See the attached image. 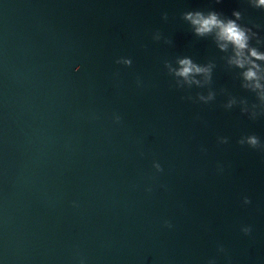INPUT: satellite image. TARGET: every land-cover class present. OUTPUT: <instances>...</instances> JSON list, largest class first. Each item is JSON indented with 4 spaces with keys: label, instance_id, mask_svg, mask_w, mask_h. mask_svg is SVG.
<instances>
[{
    "label": "water",
    "instance_id": "1",
    "mask_svg": "<svg viewBox=\"0 0 264 264\" xmlns=\"http://www.w3.org/2000/svg\"><path fill=\"white\" fill-rule=\"evenodd\" d=\"M212 9L264 39L247 0H0V264H264V152L238 143L264 114L224 107L258 101L182 19Z\"/></svg>",
    "mask_w": 264,
    "mask_h": 264
},
{
    "label": "clouds",
    "instance_id": "2",
    "mask_svg": "<svg viewBox=\"0 0 264 264\" xmlns=\"http://www.w3.org/2000/svg\"><path fill=\"white\" fill-rule=\"evenodd\" d=\"M215 3H221V0H215ZM247 3L253 8L264 10V0H247ZM164 18L167 19L166 13ZM243 18L242 12L238 10H233L231 17L214 9L207 12L201 10L187 11L182 14V19L190 25L195 36L200 38L211 37L219 51L225 53L231 52V55L227 58L228 66L240 70L238 78L241 81V87L254 93L258 103L249 105L246 98L241 97L238 99L228 94V100L224 107L231 109L233 106L239 105L242 114H247L249 119L255 120L258 115L264 114V83H261L264 80V68L256 63V61H264V51L260 50V46H264V39L259 37L258 33L253 31L252 28L240 23ZM154 39H161L160 33L157 32ZM253 40H255V45L251 43ZM165 42L168 43L169 41ZM116 63L130 66L131 59L121 58ZM177 63L179 65L178 69H171L170 64L165 61V67L169 68V71L175 78L176 86L179 88H184L185 85L188 88H191L193 85L199 88L209 86L207 95L198 93L197 99L203 103L213 101L216 93L211 90L210 85L215 64L212 62L198 64L190 57L178 58ZM76 70L79 71V67ZM199 75L204 77L203 83L201 80L195 78ZM180 78H182V81ZM188 99L191 100L192 97L189 96ZM114 119L118 123L121 117L117 115ZM220 142L227 143L228 139L223 137L220 139ZM238 143L241 146L246 144L251 149H259L264 152V143L255 134L242 136ZM154 167L157 171H163L158 163L154 164ZM250 202L245 197L244 203L248 204ZM165 224L171 227V224L167 221H165ZM242 230L245 234L251 232L250 227H245ZM210 264H214V262H210Z\"/></svg>",
    "mask_w": 264,
    "mask_h": 264
}]
</instances>
